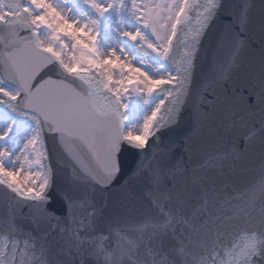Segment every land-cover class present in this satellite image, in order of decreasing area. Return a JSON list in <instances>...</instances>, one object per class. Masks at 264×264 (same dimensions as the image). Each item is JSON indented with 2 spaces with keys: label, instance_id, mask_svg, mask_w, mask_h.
I'll return each mask as SVG.
<instances>
[{
  "label": "snow or ice",
  "instance_id": "obj_1",
  "mask_svg": "<svg viewBox=\"0 0 264 264\" xmlns=\"http://www.w3.org/2000/svg\"><path fill=\"white\" fill-rule=\"evenodd\" d=\"M0 264H264V0H0Z\"/></svg>",
  "mask_w": 264,
  "mask_h": 264
}]
</instances>
